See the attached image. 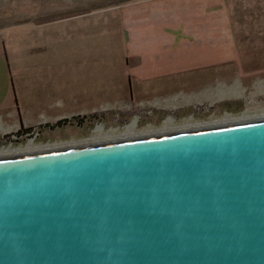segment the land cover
<instances>
[{"label": "water", "instance_id": "water-1", "mask_svg": "<svg viewBox=\"0 0 264 264\" xmlns=\"http://www.w3.org/2000/svg\"><path fill=\"white\" fill-rule=\"evenodd\" d=\"M0 264H264V118L1 156Z\"/></svg>", "mask_w": 264, "mask_h": 264}, {"label": "rangeland", "instance_id": "rangeland-1", "mask_svg": "<svg viewBox=\"0 0 264 264\" xmlns=\"http://www.w3.org/2000/svg\"><path fill=\"white\" fill-rule=\"evenodd\" d=\"M144 1L0 0V121L14 127L0 150L115 136L133 121L141 132L264 113V0L196 10L194 24L211 32L213 21L216 38L191 47L214 56L185 69L160 57L137 68V52L157 42L151 28L139 38L133 30L142 11L131 6ZM165 31L178 40L191 32Z\"/></svg>", "mask_w": 264, "mask_h": 264}, {"label": "crops", "instance_id": "crops-1", "mask_svg": "<svg viewBox=\"0 0 264 264\" xmlns=\"http://www.w3.org/2000/svg\"><path fill=\"white\" fill-rule=\"evenodd\" d=\"M215 4V0H148V2L144 1L140 4L133 5L131 11L137 14L138 10L142 11V17L139 16L136 20L133 19V22H138L133 28L138 32L137 37L139 38L141 35L139 34V29L151 28L155 31L157 42L153 45L145 44L144 47L137 52V55L142 57V62L137 64V68L143 67V59L148 58L149 61L153 62L156 57L165 58L164 60H174L175 63H166V67L172 68H183L190 67L193 65H198L204 63L203 60H207L208 58H212L214 53L212 48L210 52L208 51H198L192 49L193 41H201V44L204 46L209 41H213L216 36L213 35L214 25L213 21H211V32H208V28L206 24H202L201 26H196L194 24V20H192L194 13L199 9H207L208 7H212L209 9H213ZM130 14V13H129ZM154 19H157L159 23L162 25L156 24ZM152 25V26H150ZM184 27L190 33H187L185 40L179 37L175 39L177 34H169L165 31L166 28L174 29L175 32L177 28ZM164 27V28H162ZM134 35V34H133ZM192 38H190V36ZM219 35V34H218ZM189 36V37H188ZM136 35H134V38ZM209 37L213 38V40H209ZM185 41V42H182ZM189 43L191 45H189ZM213 43V42H212ZM195 44V43H193ZM179 45V46H178ZM182 47V48H180ZM186 48L185 51H177L178 49ZM177 49V50H176ZM180 62H177V61ZM193 61H202L200 63H191ZM151 64L149 63V66ZM14 107V104H13ZM14 114L15 109L13 111ZM14 128L8 124H4V122L0 121V136L6 129Z\"/></svg>", "mask_w": 264, "mask_h": 264}, {"label": "bare ground", "instance_id": "bare-ground-1", "mask_svg": "<svg viewBox=\"0 0 264 264\" xmlns=\"http://www.w3.org/2000/svg\"><path fill=\"white\" fill-rule=\"evenodd\" d=\"M258 118H264V113H258L256 115H243L239 117H231L229 115L224 116V119L221 121H215V122H209V123H201V124H187L179 127H173L171 126V123H165L164 127L160 130H149V131H141V132H135L134 123L133 121L130 125H127L124 132L118 135L113 136H104L106 134H99L98 136H94L89 140L81 141L79 143H72V144H64L61 146H41L36 147L31 143V140H29L26 143V146L21 149H1L0 150V157L1 156H7V155H14V154H21V153H28V152H35V151H42V150H49V149H56V148H63V147H70V146H78V145H86V144H93V143H100V142H107V141H114V140H121V139H127V138H134V137H140V136H149V135H155V134H163V133H173V132H179L183 130H189V129H200V128H206L209 126L214 125H221V124H230L233 122H240V121H250ZM148 130V129H146ZM96 131L100 132L101 127L97 126Z\"/></svg>", "mask_w": 264, "mask_h": 264}, {"label": "trees", "instance_id": "trees-1", "mask_svg": "<svg viewBox=\"0 0 264 264\" xmlns=\"http://www.w3.org/2000/svg\"><path fill=\"white\" fill-rule=\"evenodd\" d=\"M62 120H59V121H57L56 123L58 124V123H60Z\"/></svg>", "mask_w": 264, "mask_h": 264}, {"label": "flooded vegetation", "instance_id": "flooded-vegetation-1", "mask_svg": "<svg viewBox=\"0 0 264 264\" xmlns=\"http://www.w3.org/2000/svg\"><path fill=\"white\" fill-rule=\"evenodd\" d=\"M59 121V120H58ZM57 122V121H56ZM62 122V121H61Z\"/></svg>", "mask_w": 264, "mask_h": 264}]
</instances>
